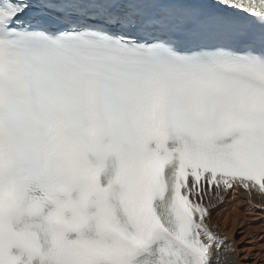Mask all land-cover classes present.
Here are the masks:
<instances>
[{"label":"snow or ice","instance_id":"obj_1","mask_svg":"<svg viewBox=\"0 0 264 264\" xmlns=\"http://www.w3.org/2000/svg\"><path fill=\"white\" fill-rule=\"evenodd\" d=\"M35 6L0 0V264H220L212 203L264 195V0Z\"/></svg>","mask_w":264,"mask_h":264},{"label":"bare ground","instance_id":"obj_2","mask_svg":"<svg viewBox=\"0 0 264 264\" xmlns=\"http://www.w3.org/2000/svg\"><path fill=\"white\" fill-rule=\"evenodd\" d=\"M211 213L210 228L226 244L216 254L220 264H264L263 196L236 189L214 201Z\"/></svg>","mask_w":264,"mask_h":264}]
</instances>
